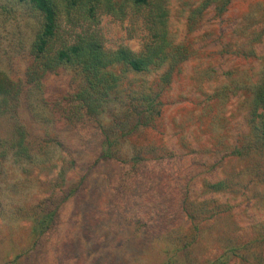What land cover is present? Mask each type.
I'll list each match as a JSON object with an SVG mask.
<instances>
[{
  "label": "rangeland",
  "instance_id": "rangeland-1",
  "mask_svg": "<svg viewBox=\"0 0 264 264\" xmlns=\"http://www.w3.org/2000/svg\"><path fill=\"white\" fill-rule=\"evenodd\" d=\"M152 2L166 44L134 0L63 18L111 51L164 48L146 70L107 67L106 92L80 65L28 82L44 17L0 0V79L15 88L0 96V264H264V0Z\"/></svg>",
  "mask_w": 264,
  "mask_h": 264
},
{
  "label": "trees",
  "instance_id": "trees-1",
  "mask_svg": "<svg viewBox=\"0 0 264 264\" xmlns=\"http://www.w3.org/2000/svg\"><path fill=\"white\" fill-rule=\"evenodd\" d=\"M29 2L35 9L40 11L44 17L43 27L36 36L32 49V61L26 71V79L30 83H41L48 73L56 71L65 65H80L92 88H101L106 92L112 89L113 81L108 80L106 68L115 63L122 62L135 71L146 70L150 65H154L157 59L163 56L164 48L156 52V42H149L146 50L142 53H134L128 48L120 47L115 51L105 48L103 40L96 33L85 31V29L75 36H66L62 26L65 17L70 23H78L80 18H75V12L82 3H85L86 20H95L97 10L102 0H22ZM134 4L139 8L149 7L145 17V22L154 40H161L166 44L167 12L159 2L152 0H134ZM115 4L106 1L104 8L100 9L116 15L125 13L124 9L113 8ZM79 19V20H78ZM15 91L14 85L7 79H0V96H5ZM255 115L259 116L261 134L264 138V82H262L255 92ZM262 109L261 113L258 110ZM22 144L15 155L21 157L23 151Z\"/></svg>",
  "mask_w": 264,
  "mask_h": 264
}]
</instances>
